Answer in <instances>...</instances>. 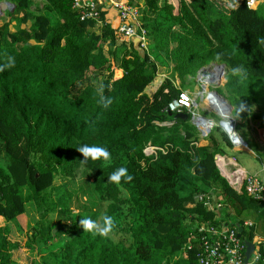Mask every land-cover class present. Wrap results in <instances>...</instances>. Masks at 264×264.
Here are the masks:
<instances>
[{
	"label": "trees",
	"instance_id": "1",
	"mask_svg": "<svg viewBox=\"0 0 264 264\" xmlns=\"http://www.w3.org/2000/svg\"><path fill=\"white\" fill-rule=\"evenodd\" d=\"M9 1L0 18V64L15 59L0 71V264H199L206 223L240 224L244 241H253L264 203L221 174L215 156L233 149L226 133L214 128L202 140L187 111L186 120L174 118L168 107L216 62L227 70L218 94L237 104L236 118L247 112L264 129V4L139 0L149 37L141 54L104 11L83 19L73 0ZM162 69L170 76L156 84ZM100 96L112 103L102 107ZM82 144L106 148L110 162L82 163ZM119 167L130 182L108 179ZM82 169L99 208L75 216L70 183ZM212 196L210 210L204 202ZM26 213L34 226L18 243L11 223ZM105 216L113 221L105 236L80 226L83 217L103 225ZM49 218L62 223L53 228ZM260 246L264 251V241ZM22 251L27 263L18 258Z\"/></svg>",
	"mask_w": 264,
	"mask_h": 264
},
{
	"label": "built area",
	"instance_id": "2",
	"mask_svg": "<svg viewBox=\"0 0 264 264\" xmlns=\"http://www.w3.org/2000/svg\"><path fill=\"white\" fill-rule=\"evenodd\" d=\"M103 0H73V8L76 9L83 19H99V13L102 12L100 2ZM110 6L115 8L119 15V24L113 26L127 40L133 37L140 38L141 47L148 50L149 37L145 28L142 27L140 18L144 9L131 4L130 0H106ZM262 0H247V6L250 9H257ZM171 113H183L187 111L191 116V123L197 128L200 137L205 139L211 133L212 122L204 119L199 114L191 113L196 109L195 101L189 91H181L178 98L173 100L168 107ZM200 119L202 121H200ZM210 125L208 130L204 125ZM233 146V149L247 148L245 143L238 135L237 141L231 140L229 133L223 129ZM264 134V132H263ZM264 138V135H263ZM264 140V139H263ZM146 151L155 153L154 147H148ZM215 162L221 171V174L227 179L229 184L238 192L244 189L247 195L258 203H264V181L261 176L247 172L240 166L236 157L228 155H216ZM264 172V163H262ZM203 202V197L199 198ZM215 198H208L204 205L208 209H213ZM218 206H220L218 204ZM253 222L245 221L244 228L250 230ZM200 247L197 253L199 264H264V251L261 249L263 240L255 239L252 243L255 249L249 260L246 262V244L242 237H239V231L236 228H218L210 223H206L199 228Z\"/></svg>",
	"mask_w": 264,
	"mask_h": 264
},
{
	"label": "rangeland",
	"instance_id": "3",
	"mask_svg": "<svg viewBox=\"0 0 264 264\" xmlns=\"http://www.w3.org/2000/svg\"><path fill=\"white\" fill-rule=\"evenodd\" d=\"M140 3L142 4V2H140L139 0L138 1L134 0L133 3L131 2V4H133L135 6H139L138 4H140ZM0 4H5V8L0 9V18H1L6 10H9L12 8V4L10 3L9 0H0ZM142 5L144 6V4H142ZM210 64H209L210 65L209 68L215 67V66H213V64L221 65V64H218L216 62H211ZM206 70H207V68L201 74V76H200L201 78L198 77V75H197L194 79H192L191 82L186 85V87H185L186 89H184V90L189 91L192 94V97L195 99L196 109L193 110L191 113L199 114L204 119L212 122L213 128L211 130H214V128H218L224 133L223 129L221 127L217 126L221 121V117L223 116V112L221 113V117H220L218 115L220 111H217V110L214 111L215 110L214 107L213 108L210 107V105L212 104V101L209 100L208 94L210 92L214 93V91H217L218 89L223 88L225 82H223L221 84V81H222L221 80L220 82L217 81L218 83L213 82V83L207 84L205 86V84L203 82H204V80L207 79L206 78ZM226 74H227V70H226V66L224 65V69H223L222 75H221L222 79L224 78V76ZM160 76H165V77L170 76V71L168 69H162L160 72ZM173 81L175 82V85L177 87H180L181 82H180L179 78L174 77ZM217 84H219V85L217 86ZM203 85L205 87L204 89H203ZM201 94H203V95H201ZM221 96L224 98V100H226V102L228 104H231L233 106V109L231 111L228 108V110L226 112L230 116L232 114V116L236 120L235 126H236L237 134H239L243 139L245 138L244 140L250 144L252 149H254L253 151L256 153V155H258L262 160H264V140H263L264 139L263 138L264 129L260 128L259 123L256 120L250 118V116L247 112L244 113V111H243V114L246 116V119H248V120H246L245 118H243V119L236 118L234 111L238 107L237 104H235L233 102V100L229 101L226 99L225 96H223V95H221ZM212 109H214V110H212ZM251 112L252 113L258 112V108L255 105L251 106ZM227 137H228V135H227ZM202 140H204V139H202ZM241 149L248 150V148H241ZM147 152L151 153V151H147ZM238 158H239V163L242 164L243 166H245L248 171H250L248 169V166H250V165H256V168L259 166L258 161L257 162L253 161V159L247 154V152H241V154H238ZM1 164L2 163L0 162V167H1ZM261 169H262V166H261ZM59 182H61V181H57V183H59ZM91 182H92V180L90 179L89 174L85 170L82 169L78 172L75 180L72 183H70L71 189L76 192V196L74 197V199L71 203V211H72L73 215L79 216V214H82V213L84 215L89 214V212L92 210V208H96V209L99 208V206H98L99 203H97L98 201H96V198L91 194L92 193L91 192V185H90ZM27 207H29V204L27 205ZM33 218H34L33 215L29 216V213H26L24 215L17 217V219H15V221L11 223V226L13 227V229L16 232V236L12 237L14 241H16L18 243H24V241L28 237L26 234L28 232H30V231H28V229H29L28 227L34 226ZM36 218L39 219V215H37ZM74 219H76V218H74ZM49 221H50L53 228H56L57 226H59L62 223V220L58 219V218H49ZM5 223H6L5 220L0 217V226L5 225ZM17 224L20 226L19 229L17 228ZM67 225H70V224H67ZM20 228L22 231L20 230ZM257 234L264 237V225H260L259 227L257 226ZM64 240H65L64 237H60L58 241H64ZM58 241L55 240V241H53V243L52 242L48 243V246L54 247V246H56V242H58ZM23 250L25 253L28 254L26 247H24ZM22 254H23V251L18 256L19 260L23 261L24 263H27V261H25V259L23 257L24 255H22Z\"/></svg>",
	"mask_w": 264,
	"mask_h": 264
},
{
	"label": "clouds",
	"instance_id": "4",
	"mask_svg": "<svg viewBox=\"0 0 264 264\" xmlns=\"http://www.w3.org/2000/svg\"><path fill=\"white\" fill-rule=\"evenodd\" d=\"M14 64H15L14 57L9 55L7 57L6 62L3 64H0V71H4L5 69L11 68L14 66ZM98 103L102 107L107 108L112 103V100L110 97L100 96ZM247 148H250V147L248 146ZM77 150L84 157V159L81 160L82 163L86 162L89 159L92 161H95L100 158H103V161L105 162H110V153L104 147L97 146V145L82 144L79 147H77ZM121 178H123L124 182H130L132 180V175L127 172L126 168L119 167L108 176L109 180H112L115 182H119ZM103 219H104L103 225L98 224L95 220L89 217L81 218L79 223H80V226L84 230L90 231L93 235L98 234L100 236H105L107 232L110 230L113 224V221H112V217L110 216H105Z\"/></svg>",
	"mask_w": 264,
	"mask_h": 264
},
{
	"label": "bare ground",
	"instance_id": "5",
	"mask_svg": "<svg viewBox=\"0 0 264 264\" xmlns=\"http://www.w3.org/2000/svg\"><path fill=\"white\" fill-rule=\"evenodd\" d=\"M1 8H5V4H0V9ZM210 65L208 67L207 66L204 67L203 68V71H202V73H203L204 70L207 68V70H206V78L207 79L204 80V82H203L205 84V86L207 84H211V83L217 82V81L220 82L222 80L221 75H222V71L224 69V66L213 64V66H215L216 68L215 67L209 68ZM204 88L205 87L203 85V89ZM201 95H203V94H201ZM208 98H209V100L212 101V104L210 103L211 104L210 107L211 108L214 107V109H215V110L214 109H212V110H214V111H216V110L217 111H220L219 114L216 112L220 117H221V113L223 112V116L221 117V121H220V123L217 126L218 127H221L224 130H226V132L229 133V136H230L231 140L234 141V142H236L237 141V138H238V134L236 132V126H235V121L236 120L234 119V117L232 116V114L230 116L226 112L228 110V103L221 97L220 94H218L217 91H214V93L210 92L208 94ZM194 101H195V99H194ZM200 121H202V120L200 119ZM204 125L206 126V128H208V130L211 128V126L210 125H207L205 122H204ZM212 125H213V123H212Z\"/></svg>",
	"mask_w": 264,
	"mask_h": 264
},
{
	"label": "crops",
	"instance_id": "6",
	"mask_svg": "<svg viewBox=\"0 0 264 264\" xmlns=\"http://www.w3.org/2000/svg\"><path fill=\"white\" fill-rule=\"evenodd\" d=\"M99 1V0H97ZM264 4V0L261 1L260 5ZM100 7L102 9V11H104L106 13V18L108 20V22L110 24H112V26H117L119 24V15L117 13V11L115 10V8L111 7L109 2H107L106 0H103L100 2ZM165 78V76H158L156 84H159L162 79ZM241 152H247V154L253 159V161H258L259 166L256 168V165H250L248 166V169L250 171L247 170V168L245 166H243L242 164H240L241 167H243L247 172L249 173H254V174H258L261 176L262 180L264 181V172L261 169L262 166V162L260 161V157L258 155H256V153L253 151L252 148H248V150H240V149H232L230 150V152L228 153V156L230 157H236L238 162H239V158H238V154H241ZM189 206H193V205H189ZM246 221H250L253 222L252 220H246ZM257 234V233H256ZM255 239H259V240H263L264 241V237L260 236V235H255Z\"/></svg>",
	"mask_w": 264,
	"mask_h": 264
},
{
	"label": "water",
	"instance_id": "7",
	"mask_svg": "<svg viewBox=\"0 0 264 264\" xmlns=\"http://www.w3.org/2000/svg\"><path fill=\"white\" fill-rule=\"evenodd\" d=\"M130 41L134 44V47H135V49L139 52V53H141V54H143L144 52H145V49H143L142 47H141V42H140V38H138V37H133V38H131L130 39ZM221 66H224V65H221ZM202 71H203V68L198 72V77H200V75H201V73H202ZM219 84H217V86H218ZM222 97V96H221ZM223 98V97H222ZM224 99V98H223ZM226 101V100H225ZM228 108H229V110L231 111L232 109H233V106L231 105V104H228ZM174 118H182V119H184V120H186L187 118H188V115L187 114H184V113H179V114H176L175 116H174ZM241 139L243 140V142L245 143V146H247L248 147V144H247V142L241 137ZM37 177H38V175H37ZM237 227H238V231H239V237H241L242 236V232H243V228H242V226L240 225V224H237ZM245 244H246V247H247V249H246V262L249 260V258H250V256H251V254L253 253V251H254V249H255V245L252 243V242H249V241H245Z\"/></svg>",
	"mask_w": 264,
	"mask_h": 264
}]
</instances>
